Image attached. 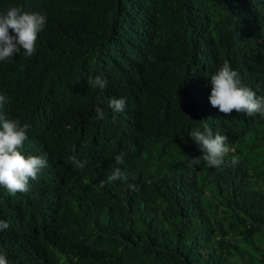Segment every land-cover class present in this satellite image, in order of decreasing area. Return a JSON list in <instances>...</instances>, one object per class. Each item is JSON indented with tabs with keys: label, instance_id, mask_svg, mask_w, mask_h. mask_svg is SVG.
<instances>
[{
	"label": "trees",
	"instance_id": "obj_1",
	"mask_svg": "<svg viewBox=\"0 0 264 264\" xmlns=\"http://www.w3.org/2000/svg\"><path fill=\"white\" fill-rule=\"evenodd\" d=\"M54 1L35 54L0 61V95L10 101L0 113L28 123L35 141L62 137L47 186L15 196L0 186L9 264H264V118L224 114L204 94L225 60L264 90V0ZM96 75L108 97L123 87L142 94L150 145L131 146L129 156L90 149L83 127L105 105L87 85ZM185 83L198 97L181 92ZM204 123L234 149L219 168L188 167L202 155L190 133ZM121 152L133 181L100 188ZM73 154L87 161L83 170Z\"/></svg>",
	"mask_w": 264,
	"mask_h": 264
},
{
	"label": "clouds",
	"instance_id": "obj_2",
	"mask_svg": "<svg viewBox=\"0 0 264 264\" xmlns=\"http://www.w3.org/2000/svg\"><path fill=\"white\" fill-rule=\"evenodd\" d=\"M58 7L59 5L55 6L54 0H0V61L14 57V54H23L24 58L33 56L37 50V43L39 44L42 36L52 27ZM206 67L202 65L201 71ZM208 78L211 81V92L204 94L210 95L209 100L213 107L224 114H231L235 110L250 117L258 114L264 118V90L253 91L246 80L239 78V73L232 69L229 61L225 60ZM107 84V79L102 75L89 76L87 80L90 88L99 89L96 90L94 98H102L105 105L91 106L96 113V119L100 121H89L83 127V134L90 138V149L114 152L125 149L129 156L131 146L137 147L143 142L150 145L153 141L149 111L147 115L143 96L137 89L123 87L120 96L108 97L104 92L108 89ZM114 86L115 84H112L111 88ZM177 89L180 91L179 86ZM189 89L191 86L185 83V88L181 92ZM193 92L198 97L199 90ZM6 103H10L9 99L0 95V108ZM217 116L214 114L212 117ZM9 118L8 112L0 113V186L15 196L18 192L23 193L37 188L39 184L47 186L53 180L62 163L60 159L62 137L47 142L35 141L28 123ZM32 121L36 124L34 120ZM132 133L135 139L133 143L129 139L127 141L123 139ZM190 136L202 152L201 156L189 157L187 163L190 168L202 165L219 168L225 163L229 153H234V149L226 143L229 140L224 131L213 125L210 127L204 123L203 128L193 129ZM72 151L75 153V147ZM125 155L126 153L121 152L115 156L112 171L109 172L110 175L100 180V188L118 180L133 181L131 175L119 167L124 163ZM68 160L74 168L80 170L87 165V161H81L75 154ZM239 162V156L233 154L231 163L236 165ZM136 185H141V182L135 181V184L129 187L135 191ZM9 227L6 220H0V231L8 230ZM0 264H9L2 252Z\"/></svg>",
	"mask_w": 264,
	"mask_h": 264
}]
</instances>
